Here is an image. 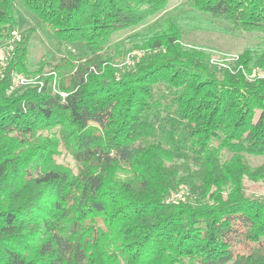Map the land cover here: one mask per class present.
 Instances as JSON below:
<instances>
[{
	"label": "trees",
	"instance_id": "trees-1",
	"mask_svg": "<svg viewBox=\"0 0 264 264\" xmlns=\"http://www.w3.org/2000/svg\"><path fill=\"white\" fill-rule=\"evenodd\" d=\"M16 1L0 0V42ZM21 1L80 53L32 69L29 28L0 79V264H264V200L245 194L264 182L246 158L264 155V0H186L112 44L170 0ZM207 20L261 40L219 67L184 43ZM12 71L43 85L10 91Z\"/></svg>",
	"mask_w": 264,
	"mask_h": 264
},
{
	"label": "rangeland",
	"instance_id": "rangeland-1",
	"mask_svg": "<svg viewBox=\"0 0 264 264\" xmlns=\"http://www.w3.org/2000/svg\"><path fill=\"white\" fill-rule=\"evenodd\" d=\"M185 1L186 0H170L167 9L162 13H159V15H156L155 17L149 19L145 24H142V26L125 29L115 33L111 37L110 43L112 44L125 38L133 31H136L146 24H149L150 22L156 20L163 13L173 9L174 7L184 3ZM15 5L19 21V25L15 33L21 34L26 29H34L29 46V65L32 69H35V67L37 66L36 64L45 56L50 58V61H52L53 64H56L62 59H67L69 52H71L74 55L69 58L72 59L73 63H76L78 61L79 57L77 53H80L79 48L76 49L72 45H60L49 35L41 20L34 13L28 10L21 0H17ZM200 22L202 24V21ZM205 22L208 23V28L198 29L191 26L186 27V29L190 30L187 32V35L184 38V43L207 46L211 49L214 57L215 55H219L220 53H225L228 55L240 54L246 46L258 43L262 37V35H257L256 33L246 32L238 35H233L223 30L225 23H222L218 20H207ZM2 42L3 41H1L0 44ZM50 55H52V57H50ZM52 67L53 66L48 64L45 68V72L50 71ZM52 72H54L55 74H53ZM52 72H49V74L53 75L54 78L58 81L56 72ZM231 155V153L227 152L225 154V158L229 159ZM246 158L252 166H258L264 162V155L246 154ZM57 162L71 167L74 171H77L78 169L77 162L75 161L74 157L63 147L62 153L57 158ZM245 184L247 185L245 194L248 197L252 199L264 200L263 181L254 182L249 179H245Z\"/></svg>",
	"mask_w": 264,
	"mask_h": 264
},
{
	"label": "built area",
	"instance_id": "built-area-1",
	"mask_svg": "<svg viewBox=\"0 0 264 264\" xmlns=\"http://www.w3.org/2000/svg\"><path fill=\"white\" fill-rule=\"evenodd\" d=\"M21 39V34L14 32V35L0 44V79H3L6 76L9 64L14 56L15 47L17 42ZM239 58L238 54H225L220 53L219 55L213 56L212 62L219 67L227 66L229 62L235 61ZM243 68V67H241ZM244 69V68H243ZM55 74L54 72H52ZM11 76V85L10 91L15 90L19 86H29V85H43V80L40 78V75L37 76H27L24 73L17 71H12ZM251 77H264V69H254L250 74ZM56 79L54 78L53 85L55 88ZM63 98L67 96L66 92H61ZM187 189L182 187L176 192H172L171 195L167 198V202H177L178 200H185L187 195Z\"/></svg>",
	"mask_w": 264,
	"mask_h": 264
}]
</instances>
